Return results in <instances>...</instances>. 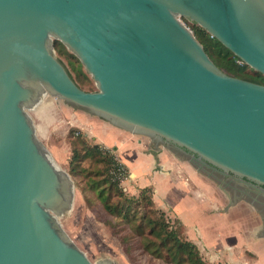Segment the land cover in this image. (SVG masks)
I'll return each mask as SVG.
<instances>
[{"label":"water","instance_id":"obj_1","mask_svg":"<svg viewBox=\"0 0 264 264\" xmlns=\"http://www.w3.org/2000/svg\"><path fill=\"white\" fill-rule=\"evenodd\" d=\"M184 18L264 74V0H0V264H118L91 260L61 221L75 179L30 113L51 94L147 136L153 153L189 150L228 194L223 210L264 208V83L223 70ZM55 40L96 89L78 84Z\"/></svg>","mask_w":264,"mask_h":264},{"label":"rangeland","instance_id":"obj_2","mask_svg":"<svg viewBox=\"0 0 264 264\" xmlns=\"http://www.w3.org/2000/svg\"><path fill=\"white\" fill-rule=\"evenodd\" d=\"M184 20L192 27V21L185 18ZM57 41L58 40H55L56 53L65 63L73 78L80 86L86 89H96L97 85L95 80L87 72L78 57H76V55L68 47H66V45H62ZM247 70L252 73L249 68ZM79 109L83 110L84 113L86 112V110L73 106L72 104H69L63 99H59L52 94L46 96V99L38 109L30 111L34 121L36 118V122L38 123L37 125L39 127H37L39 129V138L45 142L57 161L66 167L68 171L70 170V157L72 155L73 130L76 134H78V132L81 133L83 138H85L88 143H100L106 149H109V152L107 151L109 158L110 155H114L115 160L117 162H121L127 168V176L119 180L114 176L112 165H110L108 171L110 180L114 181L115 179H118L120 186H122L126 195L138 196L140 191L138 190L137 192H134L131 189L133 178L130 177V168L118 158L113 146L106 145L105 143L98 141L102 140L96 133L99 130H95V132L93 131L94 126L92 125V122L86 120L81 115L82 111ZM139 136L142 139L147 138V136ZM77 145L81 147L80 144ZM151 146H153L152 143ZM121 148L123 149V147ZM126 160L128 164H131L132 161L130 159L126 158ZM90 164L92 176L94 178L99 179L105 176L96 173L95 169L98 167L104 168V165L103 163H96L95 157L93 159L88 158L84 160L80 167L84 168ZM87 172L88 171L86 170L83 173H71L76 183L75 202L72 210L64 215L61 218V221L70 237H72L74 241L86 251L89 258L96 261L98 259L109 257L110 259L118 262V264H173L165 258L157 257L149 253L142 245V235L139 233L138 225L144 221L139 216H141L142 211L147 208L145 206L146 202L142 201L140 203H132L131 212L137 213V217L134 219L126 217V208H124V212L121 215L109 212L105 208L103 201L98 196V191L88 185L89 177L87 176ZM214 191L218 201V205H216V207L219 205L226 206L228 196L216 182H214ZM121 200L124 202L126 207L128 206V203H130L120 196L118 197L115 195L112 197V201L116 202ZM238 204V206L242 207V218H244V220L247 218L250 219V217L254 218V212L257 216L255 218H257V220L260 219L261 213L257 212L258 209L255 205L246 200H240ZM153 207L158 209L155 204ZM167 215H171L173 220L172 222L176 220V216L171 211L167 210ZM215 218L217 220H223L217 217ZM175 223L178 224V221H175ZM253 224L257 225L255 222L251 223V225ZM150 228L151 223L144 222L145 235L149 233ZM185 233L186 236L191 239L186 231ZM200 251L208 264H229L226 259L218 257L215 259H208L206 258L207 255L205 251L203 253L201 248Z\"/></svg>","mask_w":264,"mask_h":264},{"label":"crops","instance_id":"obj_3","mask_svg":"<svg viewBox=\"0 0 264 264\" xmlns=\"http://www.w3.org/2000/svg\"><path fill=\"white\" fill-rule=\"evenodd\" d=\"M79 110L92 122L93 131L99 130L96 133L102 140L98 141L113 146L118 158L130 168L131 189L137 192L141 187H152L157 205L182 219L189 237L205 251L206 258L226 259L229 264H264V215L260 211L261 220L255 218V212L254 218L244 220L239 202L228 210L216 207L214 180L186 158L162 145L153 153L148 137L142 139L98 115Z\"/></svg>","mask_w":264,"mask_h":264},{"label":"trees","instance_id":"obj_4","mask_svg":"<svg viewBox=\"0 0 264 264\" xmlns=\"http://www.w3.org/2000/svg\"><path fill=\"white\" fill-rule=\"evenodd\" d=\"M192 23V28L197 38L204 44V47L211 58L223 70L236 76L264 83V74L262 72L254 69L248 63L243 61L221 40L212 35L200 24L196 22ZM57 42L65 45L60 40ZM248 68L252 73L248 72ZM72 137V155L70 157L69 171L72 174L83 173L86 170L88 171V185L98 191V196L109 212L121 215L124 212V208H126V217L134 219L137 217V213L131 212L132 203L146 202L145 206L147 208L143 210L141 216H139L144 221L138 225V230L142 235V245L149 253L157 257L165 258L173 264H208L202 256L199 246L186 236L185 223L182 219L175 215V221H178V224L175 223V221L172 222V217L171 215H167V210L157 205L152 194V187H141L138 196L126 195L122 186H120L118 179H115L114 181L110 180L108 173L109 166L112 165V168L116 167L118 162L115 160L114 155H110V158L108 157L107 151L109 152V149H106L98 142H92V144L91 142L88 143L81 133L78 132V134H76L74 130ZM77 144H80L81 147ZM94 157L96 163H103L104 165V168H92L95 169L97 174L105 175L99 179L92 176L91 164L84 168L80 167L84 160L88 158L93 159ZM115 195L130 202L128 203V206L126 207L122 200L116 202L112 201V197ZM154 204L158 209L153 207ZM144 222L151 223L149 233L146 235Z\"/></svg>","mask_w":264,"mask_h":264},{"label":"flooded vegetation","instance_id":"obj_5","mask_svg":"<svg viewBox=\"0 0 264 264\" xmlns=\"http://www.w3.org/2000/svg\"><path fill=\"white\" fill-rule=\"evenodd\" d=\"M154 144V143H152ZM168 149V148H167ZM170 150V149H169ZM183 150V149H182ZM185 151V152H184ZM184 151H179L180 152V155L181 157L185 158L184 156L186 155V153H190L189 150L185 149ZM188 160V159H187ZM225 181L228 183V184H225L227 186V188H231V189H237L238 191L242 190V192H246V188H248L247 184L245 182L242 181L239 182V181H233L232 179H228L227 177L224 178ZM215 182V181H214ZM225 192V191H224ZM225 194L228 196V194L225 192ZM255 195H257V193H254ZM258 198L260 200H264V196L263 195H257ZM256 206H259L258 205V202H256ZM260 212L262 213V215H264V208H262L260 210Z\"/></svg>","mask_w":264,"mask_h":264},{"label":"built area","instance_id":"obj_6","mask_svg":"<svg viewBox=\"0 0 264 264\" xmlns=\"http://www.w3.org/2000/svg\"><path fill=\"white\" fill-rule=\"evenodd\" d=\"M113 173L114 176L119 180L123 179L128 174L126 166H124L121 162H118V164H116V167H113Z\"/></svg>","mask_w":264,"mask_h":264},{"label":"bare ground","instance_id":"obj_7","mask_svg":"<svg viewBox=\"0 0 264 264\" xmlns=\"http://www.w3.org/2000/svg\"><path fill=\"white\" fill-rule=\"evenodd\" d=\"M40 106H41V105H40ZM40 106H39V107H40Z\"/></svg>","mask_w":264,"mask_h":264}]
</instances>
